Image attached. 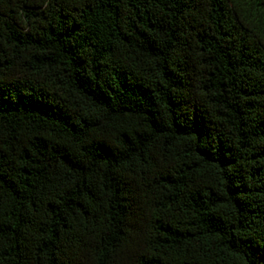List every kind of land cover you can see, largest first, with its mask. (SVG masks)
Returning <instances> with one entry per match:
<instances>
[{
    "label": "trees",
    "instance_id": "1",
    "mask_svg": "<svg viewBox=\"0 0 264 264\" xmlns=\"http://www.w3.org/2000/svg\"><path fill=\"white\" fill-rule=\"evenodd\" d=\"M0 264H264V0H0Z\"/></svg>",
    "mask_w": 264,
    "mask_h": 264
}]
</instances>
